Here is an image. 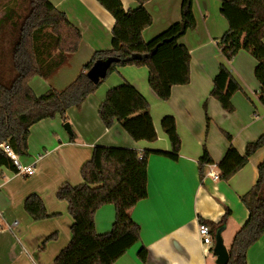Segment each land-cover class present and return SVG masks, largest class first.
Wrapping results in <instances>:
<instances>
[{
    "label": "crops",
    "instance_id": "crops-1",
    "mask_svg": "<svg viewBox=\"0 0 264 264\" xmlns=\"http://www.w3.org/2000/svg\"><path fill=\"white\" fill-rule=\"evenodd\" d=\"M50 1L79 28L82 41L78 50L68 54L49 78L36 75L30 80L38 96L52 87L65 88L95 51L110 49L116 22L98 0ZM121 1L125 9L136 11L145 40L154 38L183 16V0H149L143 5L136 0ZM221 7L222 0H192L197 21L196 29L192 30L195 39L188 31L180 38L191 52V79L188 84L174 85L168 100L160 99L150 87L147 66H118L80 106L69 108L66 118L57 114L32 126L28 153L20 156L26 164L36 161V172L23 178L15 170L0 167V264H52L72 237L73 217L67 201L56 195L59 186L64 182L72 185L83 182L81 168L91 159L97 145L133 148L141 153L147 149L171 151L170 140L161 126L166 115L176 118L182 140L179 158L149 156L148 196L130 210L141 227L140 241L114 264H217L214 254L204 253L200 219L219 222L226 208L231 209L222 232L229 249L249 215L241 196L256 183L258 165L264 160L261 147L228 181L209 175L210 171L220 174L217 163L230 144L244 154L246 144L264 133V105L259 99L260 83L254 73L257 59L242 49L231 61L225 60L217 45V39L228 28ZM202 22L204 34L199 33ZM222 62L242 86L232 97L235 107L232 113L211 96L213 79ZM124 81L132 83L148 99L158 135L155 141H136L118 121L108 128L100 118L99 107L107 91ZM224 132L231 134V142ZM205 146L214 163L206 166L202 179L198 160ZM32 193L43 198L49 217L33 220L26 212L24 201ZM115 216L113 204L102 205L95 214L97 232L110 231ZM53 233L57 237L42 248L44 240ZM143 246L148 250L146 261L138 256ZM247 260L248 264H264V234L248 249Z\"/></svg>",
    "mask_w": 264,
    "mask_h": 264
},
{
    "label": "trees",
    "instance_id": "trees-1",
    "mask_svg": "<svg viewBox=\"0 0 264 264\" xmlns=\"http://www.w3.org/2000/svg\"><path fill=\"white\" fill-rule=\"evenodd\" d=\"M136 1L143 5L149 0ZM98 2L116 20L112 47L95 51L92 59L65 88L52 87L40 96L30 86V80L36 75L49 78L68 54L78 50L81 31L50 0H23L20 5L27 11L24 15L19 12L17 3L7 7L0 18V39L4 42L11 34L9 42L0 46V144L9 143L19 155H27L32 126L57 114L66 118L68 109L80 106L118 66H147L149 85L162 100L170 98L174 85L190 82L191 52L180 38L197 26L192 0H183L180 21L150 40L144 39L135 10L125 9L121 0ZM221 14L226 18L228 28L217 39L218 48L226 61H231L242 49L257 59L254 73L260 83L259 99L264 105V0H222ZM7 22L12 24L8 31L5 29ZM109 57L118 60L111 64L105 78L94 83L87 71L97 60ZM240 90L241 84L222 62L213 79L211 96L225 111L232 113L235 110L232 97ZM99 115L108 128L116 121L121 123L136 141L158 138L148 99L129 81L107 91ZM207 120L209 122V116ZM161 126L170 140L171 151L147 149L141 153L133 148L97 145L91 159L81 168L83 182L78 185L64 182L59 186L56 195L67 201L73 217L72 237L52 264H114L140 241L141 227L131 217L130 210L148 196V158L151 154H160L178 160L182 145L173 115L164 116ZM224 133L231 142V134ZM261 147H264V133L246 144L244 154L230 144L217 163L220 178L228 181ZM212 163L214 160L205 146L198 160L202 179L206 166ZM0 167L18 173L13 160L1 147ZM241 201L249 215L234 235L227 264H248V249L264 234V160L258 165L256 183L241 196ZM107 203L115 206V221L110 231L98 233L95 214ZM24 208L33 220L50 216L43 198L36 193L25 198ZM230 215L231 209L227 207L219 222L201 218L200 223L208 224L215 235L226 226ZM56 237L57 233L49 235L42 248ZM138 256L142 261L147 260L145 246L141 247Z\"/></svg>",
    "mask_w": 264,
    "mask_h": 264
},
{
    "label": "built area",
    "instance_id": "built-area-1",
    "mask_svg": "<svg viewBox=\"0 0 264 264\" xmlns=\"http://www.w3.org/2000/svg\"><path fill=\"white\" fill-rule=\"evenodd\" d=\"M0 147L13 160L19 174L23 176H31L36 172V161L31 164L24 163L21 156L9 143H2L0 144ZM209 175L215 179L220 178V174L216 171H210ZM199 234L202 240L204 253L206 255L214 254L215 235L212 233L210 226L204 222L200 223Z\"/></svg>",
    "mask_w": 264,
    "mask_h": 264
},
{
    "label": "water",
    "instance_id": "water-1",
    "mask_svg": "<svg viewBox=\"0 0 264 264\" xmlns=\"http://www.w3.org/2000/svg\"><path fill=\"white\" fill-rule=\"evenodd\" d=\"M117 60V57H109L107 59L97 60L87 71L88 77L94 83L99 82L101 79L106 77L109 67L113 62H116ZM65 127L69 132H71L69 123H66ZM223 230L224 227L220 228L215 234L214 255L216 256L217 264H227L229 261V250L224 244V240L222 237Z\"/></svg>",
    "mask_w": 264,
    "mask_h": 264
},
{
    "label": "rangeland",
    "instance_id": "rangeland-1",
    "mask_svg": "<svg viewBox=\"0 0 264 264\" xmlns=\"http://www.w3.org/2000/svg\"><path fill=\"white\" fill-rule=\"evenodd\" d=\"M19 2V4H18V2ZM22 1L23 0H0V18H2L3 17V15H4V13H5V11H6V9H7V7H9V6H11V5H13V4H16L17 3V5H20V4H22ZM26 5V4H25ZM21 6V5H20ZM20 6H18L19 7V12H21V14H25L27 11H26V9H24L22 6L20 7ZM24 6V5H23ZM215 10H218L217 9V6H215ZM200 20H201V18H200ZM213 18L211 17V19H210V22H213ZM11 26H12V24L10 23V22H7V24H6V26H5V29H7V31H8V29H10L11 28ZM10 31V30H9ZM194 31V30H193ZM205 31V24L202 22V24H201V31L199 32V33H203ZM188 32L189 33H191V35L194 33V32H192V30H188ZM204 34V33H203ZM195 35V34H194ZM194 35H192V38L193 39H195L194 37ZM11 39V34H8L7 35V38L5 37V41L3 42L2 41V39H0V46L3 44V43H8L9 42V40ZM20 176L21 177H23V178H27L26 176H23V175H21L20 174Z\"/></svg>",
    "mask_w": 264,
    "mask_h": 264
}]
</instances>
